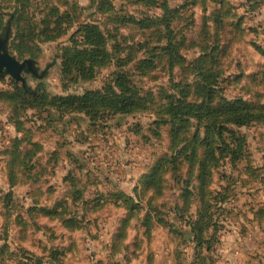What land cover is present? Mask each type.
Instances as JSON below:
<instances>
[{"label":"rangeland","instance_id":"1","mask_svg":"<svg viewBox=\"0 0 264 264\" xmlns=\"http://www.w3.org/2000/svg\"><path fill=\"white\" fill-rule=\"evenodd\" d=\"M134 1L122 4L131 12L148 11ZM170 2L189 39L182 50L188 64L202 55L199 45L211 46L218 38L226 97L264 103V0ZM46 4L63 11L75 5L79 21L60 40L41 43L38 58H20L12 50L17 4L0 0V35L11 25V54L33 59L37 71L23 72L31 93L10 75L0 77V91H12L13 82L29 95L102 90L115 65L101 68L92 81L69 82L62 80L61 56L82 23L105 25L108 15L97 14L93 0H35L34 7L42 10ZM128 27L119 32L131 35ZM135 66L125 68L159 108L161 92L172 93L182 71L160 67L142 76ZM157 116L148 107L93 121L85 113L0 102V264H192L194 245L183 242L182 232L186 221L196 218L197 203L192 198L186 210V165L159 166L172 153L169 128L158 126ZM241 131L247 138L245 158L235 166L223 160L213 173L212 189L227 197L215 216L214 264H264V125ZM17 140H22L18 151ZM14 174L17 184L9 179Z\"/></svg>","mask_w":264,"mask_h":264},{"label":"trees","instance_id":"2","mask_svg":"<svg viewBox=\"0 0 264 264\" xmlns=\"http://www.w3.org/2000/svg\"><path fill=\"white\" fill-rule=\"evenodd\" d=\"M93 1L97 14L108 15L106 24L91 21L78 27L70 44L62 50L61 76L63 81L89 82L98 76L101 68L115 65L117 69L106 86L80 94L50 96L45 92L26 94L13 82L12 91H0V102L12 107L48 108L61 114L85 113L93 121L112 114H136L148 107L154 110L158 115L156 124L169 128L172 153L163 156L159 166L167 170L169 164L174 169L186 165L188 174L182 188L186 210L192 205V198L197 203L196 218L186 221L188 229L182 232L183 242L194 245L192 264H214L212 253L219 229L215 216L227 197L222 191L212 189L213 173L223 160L235 166L245 158L247 138L241 129L264 125V103L226 97L218 65V38L211 46L199 45L202 55L188 64L182 50L189 39L181 26L179 9L170 0L133 2L147 7V12L128 11L122 4L128 0ZM200 1L191 0L190 4L197 5ZM213 1L223 3V0ZM15 3L16 35L12 50L20 58H38L41 43L60 40L79 21L75 5L63 11L57 4H46L38 10L34 7L35 0H15ZM215 21L220 24L222 16L216 14ZM121 27H128L131 35L123 36L119 32ZM125 51L127 55L123 58ZM139 53L143 54L137 58ZM133 62L142 76L160 67L170 72L177 68L182 71L172 85L173 92H161L159 108H153L154 95L143 91L125 68ZM21 143L22 140H17L16 151ZM251 171L255 178L259 177ZM9 179L11 184L18 183L17 174ZM54 211L50 210L49 214Z\"/></svg>","mask_w":264,"mask_h":264},{"label":"water","instance_id":"3","mask_svg":"<svg viewBox=\"0 0 264 264\" xmlns=\"http://www.w3.org/2000/svg\"><path fill=\"white\" fill-rule=\"evenodd\" d=\"M11 39V25L8 26L7 32L0 35V77L10 75L17 82H22L26 92H32L27 85V79L23 76V72H32L37 75L35 68V61L33 59H26L20 61L16 56L11 54L9 43Z\"/></svg>","mask_w":264,"mask_h":264}]
</instances>
